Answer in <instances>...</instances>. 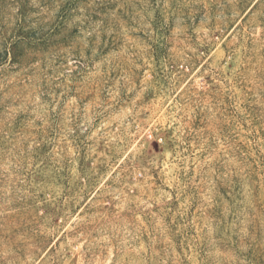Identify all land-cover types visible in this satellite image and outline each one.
Listing matches in <instances>:
<instances>
[{"label":"rangeland","instance_id":"rangeland-1","mask_svg":"<svg viewBox=\"0 0 264 264\" xmlns=\"http://www.w3.org/2000/svg\"><path fill=\"white\" fill-rule=\"evenodd\" d=\"M0 264H264V0H0Z\"/></svg>","mask_w":264,"mask_h":264}]
</instances>
